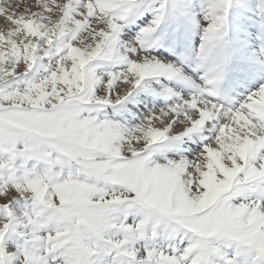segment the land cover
Wrapping results in <instances>:
<instances>
[{"label":"snow or ice","instance_id":"obj_1","mask_svg":"<svg viewBox=\"0 0 264 264\" xmlns=\"http://www.w3.org/2000/svg\"><path fill=\"white\" fill-rule=\"evenodd\" d=\"M0 264H264V0H0Z\"/></svg>","mask_w":264,"mask_h":264}]
</instances>
